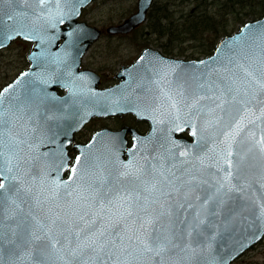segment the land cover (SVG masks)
I'll list each match as a JSON object with an SVG mask.
<instances>
[{
  "label": "water",
  "instance_id": "1",
  "mask_svg": "<svg viewBox=\"0 0 264 264\" xmlns=\"http://www.w3.org/2000/svg\"><path fill=\"white\" fill-rule=\"evenodd\" d=\"M91 2L0 0V46L18 35L36 41L31 67L0 96L68 86L64 127L72 141L97 114L132 110L150 121V131L133 129L130 147L125 128L99 129L75 143L68 178L76 191L73 223L71 215L67 223L26 219L18 206L12 227L0 231V264H231L264 236V14L223 35L201 58L166 56L148 45L122 68L120 83L101 88L97 72L80 69L102 32L78 19ZM152 2L138 0L134 12L107 29H134ZM12 121L0 120V146L3 139L17 165L33 154L36 132ZM187 127L195 145L211 140L212 150L183 152L178 132ZM11 178L19 202L23 187L37 181ZM125 183L132 186L100 189Z\"/></svg>",
  "mask_w": 264,
  "mask_h": 264
},
{
  "label": "flooded vegetation",
  "instance_id": "2",
  "mask_svg": "<svg viewBox=\"0 0 264 264\" xmlns=\"http://www.w3.org/2000/svg\"><path fill=\"white\" fill-rule=\"evenodd\" d=\"M154 3L155 0H153L151 4L147 18ZM86 6L82 7L83 10L78 19H83L81 16L85 11ZM123 20L124 19L114 23H118ZM143 23L135 26L134 29L125 32H110L107 29L109 25H107L105 29H107L108 33L111 35H125V33H135ZM98 27L102 29L100 26ZM149 31L150 33L158 32V37L160 38L161 36H166V34L159 28L147 30V32ZM103 35L104 29H102L100 36L94 39L84 51L81 56L82 63L80 65V69L88 68L99 74L97 83L101 88H106L120 83L124 79L121 75L122 68L134 63L137 57L148 45L159 48L166 56H173L177 58L183 57L186 59L201 58L202 56L210 55L222 38L221 36V38L217 40L208 52L204 49L205 53H202L201 55H186L183 53V51L187 48V46L184 45L185 42H179L177 44V42H174L173 39L169 37L170 35H168V41H161V45L163 47L151 44H147L145 46L141 45L139 46V51L135 56L127 59H119V64L116 65V67H112L110 63L111 61L109 60L110 58L105 59L106 62L104 60V64L103 62L96 61L88 55L90 52L89 50ZM19 37L23 38L20 41L23 42L24 45L19 46V50H13L11 53L13 57L21 58L23 64L10 81L18 77L21 71L31 67L30 52L36 44L34 39H26L21 35H18V37L12 38L5 46H0V49L12 45V43ZM64 39L65 37L61 36V38H59V42L61 43ZM175 44L180 47L179 52H175L171 48L176 46ZM10 81L0 86V94H6L1 92V89L4 85L10 83ZM67 89L68 86L56 83L53 87L48 86L42 88H32L29 91L21 92L18 90L12 91L10 97L0 96V120L7 123H12V120H15L14 122H19L20 125L24 124L32 126L33 128L35 127L36 132L34 135L35 147L33 149V154L24 153L21 155L18 159L19 162L17 165L15 162L12 163L9 161L8 147L6 145L4 146L5 143L2 139V146H0V171L4 173V177H7V179L0 177V182L4 183V189L0 190V193H2L0 194V231L5 230L7 227L9 229L12 227L11 225H13L16 221V208L18 206L23 207L22 215L26 219L29 218L38 220L39 218H45L50 222L63 220L67 223V220L70 217L69 215H71V221L73 223V216L75 214L74 210L76 209V191L74 185H72V181L70 182L68 178L72 173L75 161L74 157L78 152V148L74 144L77 142L86 143L91 139L94 132L99 129L109 127L114 130L125 128L124 135L127 140V146L130 147L135 137L133 129L139 134H145L150 131V121L146 117L139 118L137 113L129 110L115 114L108 113V115L97 114L92 116L81 129L75 132V139L73 141L71 139L68 140L65 135L64 127L66 122V117L64 116L65 111H67L65 104V94ZM26 94H29V96H26ZM59 124H62L61 127H59ZM178 136L184 137V146L182 147L183 152L194 151V153L204 154L205 152H210L212 150L211 140H205V144L202 145H195L197 138L195 135L191 134L188 127L179 131ZM124 155L127 156L126 153H124ZM14 166H19L21 168L19 170H11ZM15 174L21 175L24 181L37 180L36 183H27L23 187L24 194L21 202H19V198L13 194L14 190L12 181H14V179H12L11 176H15ZM131 186L132 184L130 183L122 185L111 184L100 186V189L102 188L110 191L113 188ZM111 193L107 192L105 195L110 196ZM52 234H54V238L60 237L55 232ZM62 238L64 241H69L70 236L67 233H63ZM74 249H76V246ZM66 250H69V248Z\"/></svg>",
  "mask_w": 264,
  "mask_h": 264
},
{
  "label": "rangeland",
  "instance_id": "3",
  "mask_svg": "<svg viewBox=\"0 0 264 264\" xmlns=\"http://www.w3.org/2000/svg\"><path fill=\"white\" fill-rule=\"evenodd\" d=\"M160 0H155V5L158 4ZM198 1V0H197ZM200 1V0H199ZM138 0H93L92 3L86 6L84 13L81 18L88 20L90 23H95L104 29V35L101 36L99 41L94 44V46L89 50V54L93 59L98 62H103L105 64L106 60L109 59L112 67H116L119 64V59H127L132 56H135L139 51V46L151 44L156 46H161V41H168L169 37L159 36V33H150L147 30L152 28L148 27L147 24L151 20V16L148 15L146 21L136 30L135 33H125L111 35L108 33L106 26L124 19V16L130 14L131 12L137 9ZM203 3V2H202ZM171 5L174 9V14L176 17L182 16L184 13H188L193 10V7H196V0H172ZM250 7V6H249ZM219 7L212 3L205 5L204 3L198 8L200 12L207 11V14L212 13L211 11H216ZM233 8V7H232ZM244 7L241 4H237V8L231 10L230 7H223L222 10L225 11L223 18L226 21L220 20L218 23H222L226 30L229 33L240 28L243 24L241 21L236 20L235 10L243 9ZM251 8V7H250ZM205 14V13H203ZM215 14L216 17L220 15ZM246 20H251L253 15L247 14L244 17ZM193 29L194 32L186 33L185 30ZM174 35V36H173ZM172 35L175 39L174 42H185L184 45L187 48L183 51L186 55L196 54L201 55L206 51H210L208 46V37L204 32L192 25L179 26L175 33ZM23 38L19 37L12 45L0 49V86L10 81L14 75L19 71L20 67L23 64L21 58L13 57L12 51L19 50L18 47L24 45L22 40ZM171 47L173 51L179 52L180 47L177 46ZM172 46V45H171ZM170 47V46H169ZM105 60V62H104ZM100 64V63H97ZM231 264H264V237L258 242L254 243L250 248L242 252L241 255L236 257Z\"/></svg>",
  "mask_w": 264,
  "mask_h": 264
},
{
  "label": "trees",
  "instance_id": "4",
  "mask_svg": "<svg viewBox=\"0 0 264 264\" xmlns=\"http://www.w3.org/2000/svg\"><path fill=\"white\" fill-rule=\"evenodd\" d=\"M171 2L172 0H160L158 4H154L149 12L151 20L147 26L152 29H161L162 32L166 35H170L169 37L174 40L175 38L172 37V35L179 26L192 25L198 28L200 32L202 31L207 35L209 39V49L214 46L221 36L229 33L222 23H218L220 20L226 21V19L223 18L225 13V11L222 10L223 7L231 6V10H234L237 8V4L241 3L244 7H247L245 13L243 9L233 11L236 13V20L241 21V23L247 21L244 18L247 14L253 15V18L260 17L264 14V0H196V7H193V10L184 13L182 16L176 17ZM202 2L207 6L209 3H212L219 8L217 12L211 11L212 13L209 12V14L204 10L203 13L205 14H203L198 10L201 4H203ZM215 14L220 15V17L215 18ZM185 31L186 33L194 32L193 29Z\"/></svg>",
  "mask_w": 264,
  "mask_h": 264
},
{
  "label": "snow or ice",
  "instance_id": "5",
  "mask_svg": "<svg viewBox=\"0 0 264 264\" xmlns=\"http://www.w3.org/2000/svg\"><path fill=\"white\" fill-rule=\"evenodd\" d=\"M5 91H7V89H5ZM193 134L195 135V133H193ZM72 171H73V173H75V168H73ZM0 177H4V173L2 171H0ZM4 179H7V177H4ZM223 188H224V185H221V188L218 189V192L223 190ZM2 189H4V183L0 182V190H2ZM229 190H231V189H229ZM0 194H2V193H0ZM37 238H39V237H37Z\"/></svg>",
  "mask_w": 264,
  "mask_h": 264
}]
</instances>
